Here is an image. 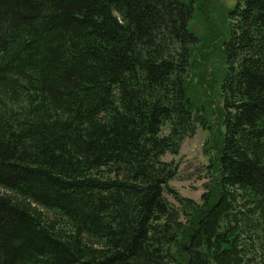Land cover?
<instances>
[{
  "label": "trees",
  "instance_id": "1",
  "mask_svg": "<svg viewBox=\"0 0 264 264\" xmlns=\"http://www.w3.org/2000/svg\"><path fill=\"white\" fill-rule=\"evenodd\" d=\"M229 15L217 129L193 0H0V264H264V0ZM200 124L197 202L163 156Z\"/></svg>",
  "mask_w": 264,
  "mask_h": 264
},
{
  "label": "rangeland",
  "instance_id": "2",
  "mask_svg": "<svg viewBox=\"0 0 264 264\" xmlns=\"http://www.w3.org/2000/svg\"><path fill=\"white\" fill-rule=\"evenodd\" d=\"M237 2L238 0H193L194 17L189 22L190 31L200 38L194 57L196 65L190 73L189 93L206 111L217 129L220 128L223 109L220 84L225 68L223 43L230 38L235 20L229 13ZM212 22L218 25L216 31ZM164 131L167 133L168 128L165 127ZM210 137L212 132L200 124L194 135L185 138L177 154L166 153L163 156L164 160L173 161L178 167L176 177L169 182L173 192L201 201L210 180L209 156L204 149ZM165 195L178 207L174 193L167 190Z\"/></svg>",
  "mask_w": 264,
  "mask_h": 264
},
{
  "label": "flooded vegetation",
  "instance_id": "3",
  "mask_svg": "<svg viewBox=\"0 0 264 264\" xmlns=\"http://www.w3.org/2000/svg\"><path fill=\"white\" fill-rule=\"evenodd\" d=\"M212 23H214V22H212ZM215 25H214V27H215V31L217 30V28H218V25H217V23H214Z\"/></svg>",
  "mask_w": 264,
  "mask_h": 264
}]
</instances>
